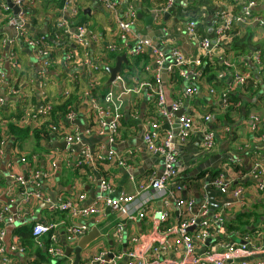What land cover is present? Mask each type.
<instances>
[{"label": "crops", "instance_id": "1", "mask_svg": "<svg viewBox=\"0 0 264 264\" xmlns=\"http://www.w3.org/2000/svg\"><path fill=\"white\" fill-rule=\"evenodd\" d=\"M89 1L91 3L85 5ZM133 1L138 12L144 16L155 12V10L164 11L168 6H164V0ZM56 2L55 0H35L33 5L29 6L23 13V16H26V22L31 26V29L28 30L32 34L35 35L37 33L39 34L38 36L49 35L51 29L57 25L56 21L59 18H56V13H59V6ZM76 2L80 17L87 15L88 18H91L93 11L103 12V18L98 15L96 20H89L88 22L94 25L93 32H95L96 38L100 39V44L113 40L115 34L112 32L115 30V24L109 14L104 11L101 2L99 0H76ZM174 2L176 5L167 21L159 20L162 19L161 14L155 15L156 22H153L149 29L142 19H138L135 31L141 37L146 36L150 30L153 31V39L163 41L161 43L163 44L161 45L163 49L161 52L163 54L166 52L167 61L170 60L168 56L169 45H174L181 50L184 58L190 62L187 76L182 78L183 81L174 90V98L172 97L173 100H179L180 108L183 109L182 113L191 115L195 121V126L190 136L184 142H180V144L179 141L177 142L179 146L177 165L180 177L187 182V189L182 193V196L184 198L192 196L198 202L204 195L206 196L204 184L207 183L208 178L220 171L225 172L227 177L232 179V186L240 184L245 189L240 199L241 202L228 195L221 196L216 192L217 213H219L221 208L225 212L224 226L226 236L224 239L243 242V236L247 233L254 237L258 244L262 245L264 244V187L262 190L256 189L255 185L258 180L253 176H249L248 173L251 170L253 161L264 163V137H262V134H264V3L257 0L258 5L251 9L252 14L257 18L256 20L252 19L253 16H251L247 21L237 22L238 25H236L237 23L232 25V29L228 32L227 40L222 45L221 51L213 55L220 65L222 64V66L213 67L219 78H222L226 71H229V79L232 81L231 74L235 70L240 71L241 68H244V70L246 68L245 71L257 83V92L255 94H252V89H248L241 100L238 101L237 110L227 111L226 103L223 104L222 102V93L224 91L228 92L232 86L230 85L229 89V85L227 87L222 85L216 87L209 84L204 76L205 71L202 68V60L198 64H193V60L201 56V52L197 42L188 36L186 23L191 20L196 21V34L199 38L207 37L212 45L214 43L213 38L216 35V28L220 23L218 11L231 9L232 4L230 0H175ZM162 5L164 6L163 8ZM84 8H89V12L81 15L80 11L82 12ZM9 15L10 17L7 20L0 16V66L5 79L8 80L7 83L3 82L0 84V97H7L8 83L12 82L11 79L14 76H21L23 82L20 87L23 89H21L23 98L14 97L15 101L20 100L19 103L22 105L23 100L30 99V105L33 109H38L46 104L51 105V102L67 92L65 79L51 80L47 77H41L40 73L38 74V67L28 50L25 48L26 51L16 43L14 45L17 46L18 66L16 70L10 66V63L6 60L8 48L6 45L3 46L2 41L15 36L17 24L9 22L12 12ZM77 15L73 17H77ZM67 16L70 17L68 13ZM77 19L71 20L74 22L78 21ZM248 35L250 37V40H248L249 49L244 55L235 56L234 52L230 50L228 42L234 36L248 37ZM88 36L90 37V35ZM225 47L227 51L224 50ZM89 52L91 56L94 55L91 49ZM59 53L63 55V51ZM257 53L260 61L258 63L253 60V56ZM166 59H164V63ZM60 62L63 63L62 59ZM151 67L155 68L154 63H151ZM127 71L125 75H128L129 71L133 70L129 69ZM50 72L52 73L53 71L50 70ZM76 72V68L72 66L65 70V74L69 75L70 81H74L73 75ZM133 74L134 79L141 77V74L137 71H133ZM51 77L52 75L50 74L49 78ZM39 83L43 85L42 94L40 93ZM135 85V87L139 86V84ZM187 85L197 86V92L191 96L185 95L184 89ZM210 87L216 91L214 90L211 93ZM168 89L169 92L173 91L171 87H168ZM85 93L86 90H83L77 103L73 106L74 120L72 121L66 118V113L59 114L52 121H48L46 126L42 128L41 122L44 120V116L39 114L30 115L28 110L25 111L28 112V115L24 112L26 115L25 120V115L23 114L25 124L35 125L46 132L45 134L43 132L45 138L38 143L32 137L15 139L8 135L9 137L5 138L6 134L3 128H6L9 120H0V208L7 205L12 212L19 210V216L13 220V223H0V230L3 231L2 235L0 233V244L4 248L5 257L4 260H0V264H24L29 261L30 257L22 253L23 249H12L10 243H13L12 236L14 235L13 228L15 226L34 223L37 220L58 223L56 229L58 243L64 251L63 258L66 257L62 263L74 260V254L69 253L66 255L65 248L73 246L76 241L67 243L63 240L62 234V231L74 224H85L87 232L93 230V228L98 231L97 237L80 254L78 263H86L98 251L113 250L117 252L118 250L122 254L130 246L117 244L113 240L111 232L119 221H123L127 235H138L139 238L143 236V239L139 241V246L144 252L152 245H159L166 235L165 227L173 226L178 221V210L171 204L170 209H168V218L161 224L159 230L157 227L159 222L157 220L160 219V210H163L159 200H155L151 204L148 213L143 219L135 220H129L126 216H121L106 206H101L97 214L88 216L73 215L67 211H60L56 207H51L55 204L50 203L51 193L53 192H55V199L57 197L70 198L75 201L77 206L92 205L96 200L99 194L98 180L100 179L99 176H101V169L96 170L88 167L86 172L84 167L77 165L82 145H87L94 154L107 155L112 152L116 156L123 157L125 161L128 160L125 165L106 163L105 167L102 168L104 178L111 183L113 189V192L109 194L111 197H116L121 193L138 197L139 193L137 190L141 184H146L148 175L152 172L158 174L162 170L161 156L153 152L150 153L146 149L142 138L143 132L148 128L149 123L152 122V116L144 114L148 108L145 102L146 96L143 94L142 100L137 93L122 94L121 112L123 116L121 124L123 125L120 134L125 138L122 137L123 139L120 141L109 143L105 134H99L96 131L97 127L92 125L94 117ZM137 98L139 99L136 104ZM8 104L4 103V105H1L3 108L0 107L5 116L12 114L14 108L17 110L19 106L15 104L13 108L9 107ZM135 105L139 111L133 108ZM129 109L130 112L131 110L137 111L136 118L130 115ZM225 111L227 112L225 113ZM208 115L210 117L208 121H205L203 117ZM175 119L176 117L173 116L170 124H173ZM11 120L14 119L11 117ZM50 124L58 125L57 127L61 128V130L63 129V131L60 133L53 132L49 127ZM253 125L258 126L257 130L260 128L262 133L259 136H257L259 132L253 130ZM207 129L214 130L216 134L215 144L211 149L204 150L201 147V141ZM177 130L178 127L176 128ZM165 131L160 127L158 135L164 134L163 132ZM73 132L78 133L81 137V142L67 143L63 140L64 134ZM1 140L3 143H1ZM22 157L25 159L24 162L20 160ZM232 162L235 163V166ZM242 168L247 170L243 175L239 171ZM10 174H26V176H23L25 180L30 179L31 174L38 182H43L44 185L39 187L43 198L32 200L31 204H27L21 201V195L17 192H14L13 195H8L10 188L13 186ZM78 193L85 194L82 201L77 200ZM11 199L14 201H11ZM224 201H230V204L225 205L224 203L222 206ZM219 202H221V208H219ZM16 222L18 224L15 225ZM9 227H12L10 232L8 231ZM227 229H231L230 234L227 233ZM42 237H39L41 242L43 241L40 239ZM173 238L170 237L168 239ZM211 242L208 243L209 245L205 242L204 244L197 243L195 254L200 255L207 248L219 251L220 248L216 246L215 241L212 240ZM18 244L21 247L19 240ZM181 255V245L161 251L163 261L159 264H174ZM263 255V253L251 254L246 259L256 260L264 258ZM228 262L231 263L229 259ZM49 264H52L51 259Z\"/></svg>", "mask_w": 264, "mask_h": 264}, {"label": "built area", "instance_id": "2", "mask_svg": "<svg viewBox=\"0 0 264 264\" xmlns=\"http://www.w3.org/2000/svg\"><path fill=\"white\" fill-rule=\"evenodd\" d=\"M11 1L18 8L16 16L21 23L16 25V34L13 38L3 40V46H8L6 60L10 63V66H12L13 69H17L18 56L14 49V42H21L25 47L30 49L34 63L38 67V74L40 73L41 77H47L49 79L50 74L46 73L50 72L48 67L51 64L50 61H52L51 54L53 50H57V47L54 48L53 46H49V43L43 35L36 36L23 26V23L27 21L26 16L24 17L23 13H25L29 6L33 5L34 0ZM99 1L101 2L104 11L107 12L114 21V34L117 39L113 38V40H108L104 44H100L99 40H96L98 51L94 53L93 56H91L89 52L90 49L85 52L83 54V60L79 63L77 70L82 73V76L86 78V80H88L87 82L90 84L91 79L94 78L96 72L99 71V66L103 65L106 66V68L108 67L107 64H105L106 60H109L108 55L103 49L105 50L106 48L110 52L116 50L122 51V49H124L122 53L126 55L127 59L131 60L138 54L147 53L151 57V63H154L155 68H153V74L155 80L158 81V86L157 88H152L151 84L146 80L141 81L138 87L131 84L127 85L123 74L119 72L116 74L115 80L102 92L103 96L101 99L90 95L88 91L89 89L87 88L85 94L94 117L92 125L97 127L96 131L99 134H105L109 143H114L118 141L119 127L121 126L123 116L121 112L122 94H140L143 92L147 98H150L155 94L156 114L159 120L156 121V118L152 117V122L149 123L148 128L143 132L142 138L146 149L150 153L153 152L161 156L162 170L159 175L154 172L148 175L146 184H141L137 190L139 193L138 197L136 195L124 193H121L116 197H111L109 195L113 192L111 183L104 177L99 176V194L92 205L77 206L75 201L70 198L57 197L56 203L51 207H56L60 211H67L73 215L88 216L95 213L97 214L101 206H106L112 209L115 213H119L121 216H126L129 220H135L143 219L148 213L151 204L155 200H159L163 207V210H160L159 212L160 219L157 220V222H159L157 224L159 230L161 224L168 218V209H170L171 204L177 208L179 216L178 221L173 226L165 227L164 230L166 235L161 243L159 245L150 246L146 252L141 250L139 246V241L143 239V236L139 238L138 235H127L123 221H119L115 224L111 232L113 240L116 241L117 244L130 246L126 248L122 254L119 253L118 250V253L113 250L98 251L86 263L76 264H159L163 261L161 258V251L175 248L177 245H181L182 255L174 262V264H264V258H258L256 260L246 259L251 254H264V244H258V241H256L254 237L246 233L243 236V242L227 241L224 239L226 236L224 226L225 212L223 208L220 207L221 202H219V208L221 209L219 213H217L218 209L216 211L210 209L209 202L205 195L198 202L192 196H189L188 198L182 196V193L187 189V182L180 177L181 175L177 165L179 155V146L177 145V142L179 141L180 144V142H184L190 136L194 129L195 121L191 115L186 113H182L178 117L174 115V112L180 108V102L179 100H171L169 104L167 103L161 81V74L162 72H165L166 76L173 70V68H178L179 75L182 78H185L188 74V65L190 62L184 58L181 50L174 45H169L170 49L168 56L170 57V60L167 61L166 52L164 54L161 52V50H163L161 48V45H163L161 44L163 43L162 40L156 41L154 39L139 36L135 31L138 20V10L134 1ZM174 1L175 0H165L164 6L170 5ZM260 1L264 3V0ZM58 2L59 19L56 21V26L66 27L67 32L70 34L71 43H82L84 45L90 43V46H92L94 39L97 38L93 37V35L92 38H86L88 36L87 33L89 32L86 24L76 23L70 20V17L77 15L79 10L76 0H58ZM242 4L239 14H233L231 9H222L218 11L220 23L215 31L216 35L213 38L214 43L211 41L212 45L207 37H198L196 34V21L191 20L186 23L188 36L197 42L201 52V56L197 57L196 60H193L194 65L200 63L203 56H207L211 59L215 53L221 51V47L228 37L227 32L232 29V25L235 22L247 21L251 16H253L252 19H257L254 17L251 10L258 5L257 0H242ZM164 6L162 5V8ZM8 10L9 7L5 0H2L0 2V16L3 19L10 17V15H7ZM67 13L70 17L67 16ZM54 36L56 38L59 37L57 34ZM58 51H63V63H60L64 66L65 70L71 68V66L74 68L77 67L71 63L73 60L72 51L68 50L65 46L59 47ZM255 55L253 56V60L257 63L260 62L257 56L259 54L257 53ZM164 59H166L165 63ZM145 69L146 71H149L150 66H146ZM248 77L249 73L247 71L240 73L235 70L232 74L233 80L228 84L229 89L230 85L232 86L231 89H233L235 86L244 84ZM11 80L12 82L8 87L7 96L12 95L14 97H19L18 99H22V90L19 87V83L23 82V78L14 76ZM3 82L7 83L8 80L5 79L0 66V84ZM91 85L93 84L91 83ZM39 86L41 88V90L39 89L40 93L42 94V83H39ZM197 90V86L187 85L184 89V93L187 96H191L195 94ZM210 92H214V89L211 87ZM225 96L226 92L224 91V93H222L223 104L226 103ZM4 103L6 102L0 97V105H4ZM50 107V104H46L45 106H40L38 109L32 108V111L39 115H45ZM25 114L28 115V112H25ZM130 115L133 118H136L137 111H131ZM173 116H175L178 121V130L174 132L172 129H167L163 132L164 134L158 135L161 124L165 120L170 124ZM209 117L210 115L204 116L203 119L208 121ZM66 118L70 121L74 120V111L71 110L67 112ZM57 126L58 125L54 124L49 125L53 132L60 133L63 131V129L61 130V128ZM257 127L258 126L253 125V130H257ZM215 135L214 130H205L201 141V147L204 150H209L214 146ZM63 136V140L67 143L81 142V137L77 132L71 134L67 133ZM4 137L7 138L6 135ZM262 137H264V134H262ZM1 143H3L2 140ZM20 160L22 162L25 161L23 157ZM106 163L125 165L126 161L123 157L116 156V154L112 152L107 155H102L100 153L94 154V152L90 151L87 145H82L77 165L83 167L85 164L87 167L97 170V165ZM248 175L253 176L258 180L255 188L262 190L264 187V163L262 164L259 161H253ZM23 176L24 174H10L13 186L10 188L8 195H13L14 192H17L21 195V201L27 204H31L32 200L42 199L43 195L40 192L39 187L44 185L43 182H38L31 174L30 179L28 180H25ZM206 184L215 189L219 195H228L241 202L240 199L245 188L240 184L232 186V179L228 178L225 172L220 171L215 173L207 180ZM84 197V193H78L76 198L78 201H82ZM11 201L14 200L11 199ZM224 203L225 205H229L230 201H224L222 206ZM18 216V209L12 212L7 205L0 208V223H13V220L18 218ZM57 226L58 223L56 222L44 220H37L31 224V232L35 238L49 236L50 244L47 247V252L50 255L52 264H56L58 258L64 257V251L58 243L59 240L56 233ZM190 227H192V230H190ZM0 233L2 235L3 231L0 230ZM85 233H87L85 224H74L62 231L63 240L67 243L77 241ZM170 237L174 238L168 239ZM12 238L13 243H10L11 248L21 250L22 247L18 244V237L13 235ZM207 238H213V241H215L216 246H218L220 250L216 251L207 248L200 255H196V244L206 243ZM3 251L4 248L0 244V260L5 259ZM228 259L231 263L228 262ZM62 264L74 263L71 261Z\"/></svg>", "mask_w": 264, "mask_h": 264}, {"label": "trees", "instance_id": "3", "mask_svg": "<svg viewBox=\"0 0 264 264\" xmlns=\"http://www.w3.org/2000/svg\"><path fill=\"white\" fill-rule=\"evenodd\" d=\"M127 1H131V0H127ZM164 2H165V0H164ZM230 2L232 4L231 12L233 14H239L240 10L242 8V5H243L242 1L230 0ZM80 13L82 15L81 11H80ZM57 17H58V13H56V18ZM81 17H80V14L78 13L77 17H70V20L78 18L77 19L78 21H74V22L85 23L88 30H90L92 32L90 37L92 35H93V37H97L95 35V32H93L94 25L90 24L88 22L90 20V18H88L87 15H82ZM235 23H237V22H235ZM236 25H238V23ZM112 33L114 34V31ZM55 34H57V36H59V37L56 38L54 36ZM35 35H39V34L35 33ZM44 38H46L47 42L49 43V46L57 47V49L61 46H65L68 50L73 52V60L71 61V63H72V65L77 66L76 67L77 72L75 73V75H73V78H75L74 81H70L69 75L65 74V68L60 63V60L63 59V55H61V53H59V51L58 52L54 51V50L52 51V54H51L52 61H50L51 64L48 68L51 71H53L54 74L49 79H51V80H62L64 78L67 92H65L58 99H55L53 102H51V107L48 109L47 113L45 115H42V116H44V120L41 122L42 128H44V126H46L48 121H52L53 118L57 117L59 114H65V113L73 110L74 109L73 106L77 103V100L80 98L79 96L83 90H86L88 88L90 95H93V96L97 97L98 99H101L103 96L102 92L109 87V85L106 84V80L108 78V70H107L106 66H103V65L99 66V71H97L94 78L91 79L90 84L87 82L88 80H86V78H84L82 76V73L77 70L79 63L83 60V54L85 52H87L89 49H91L93 53H96L98 51V48H97L98 46L96 45V43H97L96 40H100V39H98V38L94 39V43L92 46H90V43H88L87 45H84L82 43H77V44L73 43V42L71 43L70 42V34L67 32L66 27H58L56 25L54 28L51 29L49 35L48 34L44 35ZM86 38H89V36H87ZM114 38L117 39L116 36ZM248 40H250L249 35H248V37L247 36L246 37L234 36L228 42V45L230 47V50L234 52L235 56L236 55H244L246 53V51L249 49ZM224 50L227 51L226 47L224 48ZM103 51H105L107 53L108 59H109L108 61L106 60L105 64H107V66H111L114 63L111 64L110 61H112V60L115 61L116 57L120 54V52L124 51V49H122V51L116 50V51L110 52L109 50H107L105 48V50L103 49ZM201 60H202L201 63H202L203 71H205L204 76H205L206 81L209 84L216 86V87L221 86V85L227 87L228 84H230L231 79H229V71H226V74L224 76H222V78H219L218 73L216 71H214L213 67L222 66V64L220 65L218 60H216L214 57L209 59L207 56H203V58H201ZM127 61H128L127 64L122 65V70L120 72L123 74V77H124L127 85L139 84L141 81L146 80L151 84L152 88H157L158 81L155 80V76L153 74L154 70L151 67V57L149 54H147V53L138 54L132 60L127 59ZM148 65L150 66V69H149V71H146L145 68ZM129 69L133 70L134 72H136V71L139 72V74H141V77L139 76V78L134 79L133 71H129V74L125 75V73L128 72L127 70H129ZM234 69H236V68H234ZM245 70H246V68H245ZM245 70H244V68H241V70L239 72L244 73V72H246ZM46 74H51V72H47ZM166 76H167L165 78L166 85L169 88L171 87V89L173 90V91H170V97L172 99V97L174 98V90H176L179 83L183 80H182V77L179 75L178 68H173V70L170 73H168ZM91 83L93 85H91ZM20 86H22V83L20 84ZM20 88L22 89V87H20ZM248 89L249 90L252 89V91H251L252 94H255L257 92V83L254 81L253 77L250 75L244 84H242L240 86H235L233 89H230V90H228V92H226L225 101H226V105H227L226 108H228L226 110L227 111L237 110L238 101L241 100V98L246 93V91H248ZM154 92H155V90H154ZM139 96L143 100V92H141L139 94ZM155 97H156L155 94H153L150 98L145 97L146 98L145 102H146L148 108L146 109L147 113L144 112V114L155 117L156 121H157V120H159V118L156 114ZM3 99H4V101H6V103H9L8 104L9 107H13V108H14L15 104H18L20 102V100L15 101L14 96H12V95H9L7 97L3 96ZM138 99L139 98L136 99V104H137ZM18 105H19L18 109L16 110L14 108V111L12 112V114L7 115V116H5V113H3L2 109H1L3 107H1V105H0V107H1L0 108V120L1 121L6 120V119L9 120L6 124V128H3L4 133L6 134V136L9 135L10 137H13L15 139L24 138V137H32L34 139V141L36 143H38L39 141H41V139L45 138V136L43 135V132H44V134L46 132L43 129L37 128V126H35V125L30 126L29 124H25L23 121V118H22V116L26 110H28L30 112V114L37 115L35 112L32 111V108L30 105V99H25V100H23L22 105H21V103H19ZM133 108L138 110L136 105ZM227 111H225V113ZM128 112H130V109ZM11 117L14 120L10 121ZM122 125L123 124H121V126L119 127L118 141L125 138L124 136H122V134H120V131L122 129ZM255 132H259V134L257 136H259L262 133L260 131V128ZM126 161L128 162V160H126ZM105 165L106 164L97 165V168L99 170L101 169V172H100L101 176L104 174L102 168L105 167ZM233 165L235 166V163H233ZM83 167H84V170L87 172V169H88L87 165L84 164ZM239 171L241 174H244L247 170L242 168L241 170L239 169ZM212 176H213V174H212ZM103 177H105V176L103 175ZM31 224H32V222L27 223V224L17 225L13 228V234L18 237L19 243L23 249L22 253H24V255H28L30 257L29 261L25 262L24 264H49L51 258L47 252V247L50 244V239H49V237H42V238H40L43 240L41 242L39 240V238H35L31 232ZM230 232H231V229H227V233L230 234ZM65 258H63V257L59 258L57 260L56 264H62V262L65 260Z\"/></svg>", "mask_w": 264, "mask_h": 264}, {"label": "water", "instance_id": "4", "mask_svg": "<svg viewBox=\"0 0 264 264\" xmlns=\"http://www.w3.org/2000/svg\"><path fill=\"white\" fill-rule=\"evenodd\" d=\"M5 2L12 12V16H11L9 22L13 23V24H20L21 22L18 20V18L16 16V13L18 12L17 6H15L11 0H5ZM175 5H176L175 2H172L170 5L167 6L166 10H164V11L155 10V12H152L151 14H149L147 16H144L142 13L138 12L137 18L142 19L144 21V23L147 25V27L150 29L153 22H156L155 18H154L155 15L161 14L162 19H159V20L167 21V19L170 18L171 11L175 7ZM86 12H89V8H84L82 10V13H86ZM23 26L27 29H31V26L28 22H24ZM89 33H90V31L88 32V35H89ZM144 37L148 38V39H153L154 38V32L150 30L148 32V34ZM17 45L20 46L21 48H24V49L26 48L28 50V52L30 53V49L25 47L21 42H18ZM30 55H31V53H30ZM166 57H167V55H166ZM127 62L128 61H127L126 55L124 53H122L121 55H118L116 57L114 64L112 66L107 67V70H108V78L106 80L107 85H109L111 82H113L115 80L116 74L121 72L122 65L127 64ZM161 81L163 84V89L165 92V97H166L167 103L169 104L172 99L170 97V92H169V89H168L166 82H165V72H162V74H161ZM168 107H169V105H168ZM182 110L183 109L179 108L177 111L174 112V115L176 117H178L180 114H182ZM174 121L175 122L173 124H169L167 122V120H165L161 124V128L164 130L173 128L172 130L175 132L176 128L178 127V121H177V119H175ZM63 145H64V142H63ZM159 174L160 173H158L157 175H159ZM24 176H26V174H24ZM204 191L206 192V196H207V200L209 202L210 209L212 211H216L218 209V202H217V200H215V195H216L217 191L215 189H213L212 187H210L208 184H204ZM51 197L52 198H51L50 203H56L55 192L51 193ZM16 224H18V222H16L15 225ZM12 227H9V230H8L9 232L12 230ZM190 230H192V227H190ZM97 235H98L97 229L93 228V230H91V231L87 232L86 234H84L83 236H81L73 246H67L65 248V254L68 255L69 253H73L74 254L73 263L74 264L78 263L79 259H80L81 252L85 249V247L91 241H93L97 237ZM212 240H213V238H207L206 243L208 244Z\"/></svg>", "mask_w": 264, "mask_h": 264}, {"label": "clouds", "instance_id": "5", "mask_svg": "<svg viewBox=\"0 0 264 264\" xmlns=\"http://www.w3.org/2000/svg\"><path fill=\"white\" fill-rule=\"evenodd\" d=\"M35 1V0H34ZM55 1H57L56 2V4L59 6V2H58V0H55ZM131 1H133V0H131ZM58 9H59V7H58ZM9 13L11 14V10L9 9L8 11H7V15H9ZM138 13V12H137ZM58 16H59V13H58ZM58 18V17H57ZM6 20L8 19V18H5ZM138 19V18H137ZM90 31V30H89ZM92 34V32L90 31V33H89V35H91ZM87 35H88V33H87ZM36 36H38V35H36ZM2 43H3V41H2ZM14 44H15V42H14ZM16 44H17V42H16ZM6 47L8 48V46L6 45ZM55 48V47H54ZM14 49H15V51H16V53H17V46H15L14 45ZM55 51H57L58 52V49L57 50H55ZM60 52V51H59ZM54 73L52 72L51 73V75H53ZM17 77H21V76H17ZM22 83V82H21ZM20 83V84H21ZM20 84H19V86H20ZM9 85H10V83H8V87H9ZM8 90V89H7Z\"/></svg>", "mask_w": 264, "mask_h": 264}, {"label": "rangeland", "instance_id": "6", "mask_svg": "<svg viewBox=\"0 0 264 264\" xmlns=\"http://www.w3.org/2000/svg\"><path fill=\"white\" fill-rule=\"evenodd\" d=\"M89 3H91V2L90 1L86 2L85 5H87ZM98 15L103 18V12L102 13H98V11H93V14H92V17L90 18V20L91 21L96 20L98 18ZM136 26H137V24H136ZM110 63L113 64L114 61L112 60V61H110ZM25 120H26V118H25ZM23 121H24V119H23Z\"/></svg>", "mask_w": 264, "mask_h": 264}]
</instances>
